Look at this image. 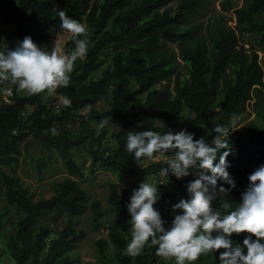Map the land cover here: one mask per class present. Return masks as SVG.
<instances>
[{"label":"trees","instance_id":"16d2710c","mask_svg":"<svg viewBox=\"0 0 264 264\" xmlns=\"http://www.w3.org/2000/svg\"><path fill=\"white\" fill-rule=\"evenodd\" d=\"M173 2L174 7L170 6ZM209 6L210 0H0V24L13 27L7 36L0 27V51L14 49L25 37L45 48L47 36L42 30L60 26L58 13L62 10L69 18L85 21L90 41L87 55L75 64L69 86L54 92L62 99L69 98L70 107L63 104L55 112L42 103L47 92L20 93L12 84L8 103L0 106V191L5 211L15 208L20 214L13 232L1 243L5 219L0 213V251L10 264H77L69 254L85 233L76 230L72 218L87 210L89 199L79 186L84 171L73 158V151L81 148L89 153L92 168L123 175L135 183L132 189L122 190L116 183H109L107 204L116 220L106 230L114 263L105 259L107 241L100 239L96 248L103 263L173 264L158 257L155 246H146L138 257L125 254L131 240L127 205L141 183L155 177L159 198L154 208L168 229L178 214L173 206L191 198L187 186L197 176L177 179L169 172L168 177H159L157 174L168 166L167 159L173 153L163 155L166 161H150L137 170L136 166L147 158L135 160L127 152V134L186 130L195 139L211 143L216 135L214 128L229 125L233 115L241 116L252 94H260L264 87L258 53L253 48L245 49L240 41L243 32L255 34L264 64V0H243L240 8L228 4L236 24L231 27L216 20L214 34L208 26L204 28L194 21ZM169 44L177 46V54ZM74 48L71 36L63 50L70 52ZM4 84L0 83V97ZM103 99L107 100L103 110L79 114ZM27 107L33 110L25 114ZM72 117L78 122L77 134L62 128ZM152 119L158 122L157 127L149 126ZM105 120L118 127L112 133L115 145L100 152L101 137L96 126ZM29 137L45 152H55L70 176L57 183L49 197L36 201L15 175L23 154L21 145ZM229 146L228 172L236 188L213 201L214 210L222 214L243 203L249 176L264 165V113L259 127L240 128L230 134ZM50 158L36 161L39 171L49 165ZM219 184L230 188L222 181ZM225 202L231 208H223ZM90 210L96 218L99 203H93ZM54 215L68 217L57 233L50 226L57 221ZM248 235L233 234V245L244 247ZM222 251L202 255L195 264H220Z\"/></svg>","mask_w":264,"mask_h":264},{"label":"clouds","instance_id":"9594fccd","mask_svg":"<svg viewBox=\"0 0 264 264\" xmlns=\"http://www.w3.org/2000/svg\"><path fill=\"white\" fill-rule=\"evenodd\" d=\"M58 16L61 30L74 38L75 48L70 52L62 50V42L57 37L51 50H46L31 37H25L14 49L0 51V83L9 82L16 86L17 92L29 95L52 94L60 87L69 86L77 60L87 55L89 30L63 10ZM8 94H12L11 89ZM63 104L70 107V99L65 97ZM90 109L88 105L85 111ZM238 119L233 115L229 125L216 126L211 143L204 138L195 139L194 134L186 130L127 134L126 150L135 160H152L156 154L173 153L167 159L168 166L157 174L159 177H168L171 172L177 179L193 174L197 179L187 186L191 198L173 206L178 214L168 229L160 212L154 208L159 198L155 177H148L141 183L127 205L131 216V240L126 255L138 257L146 246H155L156 255L165 261L195 264L202 255L223 250L220 264H264V165L249 176L250 184L243 194V203L236 210L222 214L213 208L218 196H227L230 189L236 188L228 172L227 158L230 134L238 131ZM106 124L107 120L102 121L99 127ZM52 131L55 133V129ZM221 181L230 188L220 185ZM222 207L231 208V205L225 202ZM242 233L249 234L243 241L244 247L234 246L231 237Z\"/></svg>","mask_w":264,"mask_h":264},{"label":"rangeland","instance_id":"374dc122","mask_svg":"<svg viewBox=\"0 0 264 264\" xmlns=\"http://www.w3.org/2000/svg\"><path fill=\"white\" fill-rule=\"evenodd\" d=\"M228 4L234 8H240L243 6V0H210L209 8L199 12L194 17L195 23H201L204 28L208 26L209 30L213 34L215 33L214 23H216V20L231 27L235 26L236 22L233 15V10H227ZM170 6L174 7L176 6V3L173 2L170 4ZM81 23L86 25L84 20ZM0 27L4 30L6 36L11 34L13 30L12 26L6 24H0ZM42 33L47 36V42L45 44L46 50H51V47L53 46L57 37H59L62 42L63 50L65 42L71 37L70 34L61 30V25L55 28L44 29L42 30ZM204 33H206V31H204ZM240 41L245 49L250 50L253 48L258 53L259 63L264 72V64L261 61L263 51L259 45V42L257 41V36L249 32H243V34L240 36ZM169 47L173 49L176 54L178 53L176 45L169 44ZM11 88L12 85L9 82H5L3 92L0 97V106L8 103V89ZM42 103L47 107L52 108L55 112H58L63 105V99L60 96H57L54 92L52 94L46 93L42 99ZM106 104L107 100L103 99L99 103L91 106V109L103 110L106 107ZM32 110V107H27L25 114L30 113ZM85 112L86 111L84 109L80 111L79 114L82 115ZM263 113L264 87L261 88L260 94L257 92L252 94V99L246 104L244 113L239 116L236 124L237 129L259 127ZM185 114L186 113L184 112V115ZM218 114L219 111H216V116H218ZM77 125V119L72 117L66 121L62 128L71 130L77 134ZM158 125L159 124L155 119H152L149 123L151 128L157 127ZM96 127L101 137V144L98 146L99 151H108V149L115 145V140L112 136V133L117 129L118 126L106 124L103 128H100L99 126ZM21 148L23 154L20 158V164L16 168L15 175L21 180L23 186L28 189V192L33 195L34 201L49 197L53 192V187L69 176L66 168L63 166L61 160L58 158L55 152H45L40 147L38 142L32 140L31 137L27 138L26 144L23 143ZM48 156L51 157L49 165L39 171L38 163L36 161H39L41 158L47 159ZM73 158L84 171V178L79 180V186L87 192L89 199L87 202V210L83 214L72 218V222L76 230L84 231L85 238L77 244L76 249L69 255L73 260L77 261V264H104V259L98 253L96 248V242L100 239H103L107 241V246L104 248V257L106 260L112 261L114 263L113 246L108 240L106 230V227L108 225L115 224L116 220L115 215L110 211L107 204L109 183H116L120 190L132 189L135 183L123 175L115 176L100 169L92 168L91 157L84 148L74 150ZM160 160L166 161V158L158 155L152 160L144 159L141 164L136 166V169L141 170V168L149 164L150 161L156 162ZM95 202L99 203V212L96 218L93 217L90 210V207ZM5 204L6 203L3 193L0 191V213L4 215L3 217L5 219V223L2 227L3 230L1 232V243L11 232H13L14 224L20 217V214L15 211V208H10L9 211H5ZM67 221L68 217L65 215H59L55 224L50 223L49 220L45 222L50 223L52 230L57 233L63 226L66 225ZM0 264H10V261L2 255L1 251ZM173 264H175L174 261Z\"/></svg>","mask_w":264,"mask_h":264}]
</instances>
